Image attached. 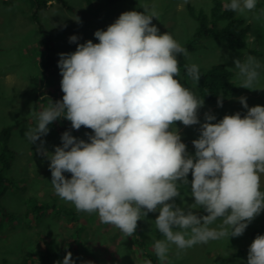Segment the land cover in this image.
<instances>
[{"label":"clouds","instance_id":"clouds-1","mask_svg":"<svg viewBox=\"0 0 264 264\" xmlns=\"http://www.w3.org/2000/svg\"><path fill=\"white\" fill-rule=\"evenodd\" d=\"M256 7L257 0L223 4L224 10L245 18ZM142 8L123 12L106 30H96L98 43L69 37L77 47L58 54L62 100L50 99L33 113L36 126L24 138L30 144L40 141L36 151L50 161L54 193L78 212L95 213L101 223L131 237L142 215L158 211L154 222L165 239L154 241L153 250L160 264H167L170 245L179 256L197 244L240 237L264 212V106L249 107L241 96L237 99L247 109L245 115L236 112L213 123L216 116L206 112L201 123L204 99L177 79V56L186 58L187 49L152 24L159 17L155 6ZM233 62L229 70H235L239 87L264 90V66L256 57ZM187 75L199 84L198 65L187 66ZM217 106H223V94L217 95ZM60 118L70 121L73 130L90 129L88 141L65 131L61 146L48 152L41 137ZM177 122L200 125L199 137L192 141L194 156L182 142ZM189 173L194 203L185 209L175 198L183 200L180 189L189 184ZM217 221L218 227H211ZM62 264H75L70 251ZM247 264H264V234L250 244Z\"/></svg>","mask_w":264,"mask_h":264},{"label":"rangeland","instance_id":"rangeland-1","mask_svg":"<svg viewBox=\"0 0 264 264\" xmlns=\"http://www.w3.org/2000/svg\"><path fill=\"white\" fill-rule=\"evenodd\" d=\"M213 1L132 0V3H111L110 0H92L88 3L87 0H63L68 7L53 1L49 3L48 9L41 11L40 20L53 41L58 61L59 53L76 50L77 44L69 43L70 36H78L77 43L87 40L98 43L94 37L96 30H106L123 12H143L142 6L145 4L155 6L159 13L158 19L153 18L152 24L159 29L160 34L168 32L184 46L198 28L189 7L209 15ZM33 13L32 0H0V154L4 146L2 131L15 126L8 142V148L14 155H6L11 165L3 174L10 188L0 195V264L23 263L26 255L41 257L44 241L53 243L55 249L66 248L67 252L72 253L75 264H145V261L160 264L153 250L154 241L165 239L155 226L158 211L148 213L146 217L141 216L138 238L143 245L136 243L133 235L123 236L118 228L101 223L97 214L78 212L74 205L54 193L48 167L50 161L36 151L40 141L30 144L24 138L27 129L36 126L33 113L46 108L51 100L55 102L63 97L60 84L62 76L58 66L51 74L43 73L40 69L39 63L44 55L43 34L32 19ZM238 16L245 19L249 28L246 48L233 50L216 39H202L196 43L194 51H187L186 58L178 54V61L187 66L196 64L203 71L218 64L229 70L235 67L234 59L243 60L251 55L264 66V0H257L256 9L248 13L247 18ZM256 16L260 18L255 19ZM229 71L232 75L228 80L237 86L238 92L223 96L222 107L217 106V100L203 98L204 106L199 110L201 123L206 112L216 116L213 123L225 115L236 112L246 114L247 109L237 99L241 96L247 97L249 107L264 106V90L239 87L240 81L236 79L235 70ZM177 79L201 97L196 84L184 77L182 71ZM260 85L264 86V67L260 70ZM37 98L40 100L36 101ZM49 128V134L41 139L46 141L44 147L47 151L54 152L55 146H61L62 143V118L49 125ZM176 128L188 153L194 156L192 141L199 137L200 125L185 127L177 122ZM66 131L85 141H88L86 133L92 134L90 129L84 127L73 130L71 123ZM2 168L3 161L0 160V173ZM65 175L70 178V173ZM188 180L189 184L180 189L183 200L175 198V204L185 209L194 203L190 194L192 179L189 175ZM261 183L264 190V177ZM193 211L200 215L201 208ZM263 221L264 212H261L242 236L197 244L179 252V256L175 245H170L167 264H213L221 258L226 260V264H247L252 234L262 230ZM219 223L217 221L211 227H218ZM64 256L49 264H57L58 261L62 264Z\"/></svg>","mask_w":264,"mask_h":264},{"label":"trees","instance_id":"trees-1","mask_svg":"<svg viewBox=\"0 0 264 264\" xmlns=\"http://www.w3.org/2000/svg\"><path fill=\"white\" fill-rule=\"evenodd\" d=\"M53 1H58L65 7H68L63 0H32L34 13L32 14V19L36 23L39 31L43 34L42 47H43V58L40 60L39 66L43 73L51 74L56 68L58 61L55 57V48L53 41L46 30L45 26L40 20V13L43 10L48 9L49 3ZM92 0H87L90 3ZM118 1H124L132 3V0H110L111 3ZM223 2L221 0H214L210 14H206L203 11L197 12L193 7H189V12L192 18L198 23V28L196 29L192 38L183 46L187 51H194L195 45L202 39H216L220 42L225 43L228 48L237 50L244 49L247 46V37L249 28L246 25L244 18L239 17L237 13L231 10H224ZM221 22H225L224 25H220ZM180 71L183 72L184 77L188 80L191 78L187 75V65L180 63ZM201 78L199 84H196L197 90L200 96L206 100L215 101L217 100V95L223 94V96H229L231 94H236L238 92L237 86L230 82L228 79L232 73L222 64L213 66L210 70L203 71L200 70ZM192 81V80H191ZM40 100L39 98L36 99ZM37 107V106H36ZM242 116L245 114H241ZM64 129L62 132L66 131V128L70 126V121L62 118ZM15 126L7 127L2 131L4 146H2L0 160L3 161L2 173H0V195H4L6 190L10 188V183L4 177V172L10 168L11 163L7 160L6 155L11 157L13 152L8 148L9 138L12 135ZM189 177L192 179L191 173ZM181 191V190H180ZM204 214V210L201 208L200 215ZM141 224V220L138 222V227L136 233L133 234V238L136 243L143 245L138 238V228ZM258 234H264V221L262 230H256L252 234V241ZM44 249L41 257L35 258L32 256H25L24 262L19 264H49L50 261L59 259L67 253V249H55L53 243L49 241H44ZM213 264H226L225 259H218Z\"/></svg>","mask_w":264,"mask_h":264}]
</instances>
